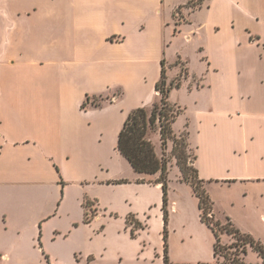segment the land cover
<instances>
[{"label":"crops","instance_id":"0c3cea01","mask_svg":"<svg viewBox=\"0 0 264 264\" xmlns=\"http://www.w3.org/2000/svg\"><path fill=\"white\" fill-rule=\"evenodd\" d=\"M184 2L0 0V241L10 248L1 262L43 253L37 238L65 203L89 224L86 200L100 220L119 188L163 189L160 173L137 172L118 149L129 114L160 98L163 61L167 82L181 76L188 92L183 103L171 99L182 85L169 93L182 108L173 129L186 133L204 186L264 184V0ZM151 138L162 156L160 133ZM213 237L200 256L168 250L169 264H215Z\"/></svg>","mask_w":264,"mask_h":264},{"label":"rangeland","instance_id":"374dc122","mask_svg":"<svg viewBox=\"0 0 264 264\" xmlns=\"http://www.w3.org/2000/svg\"><path fill=\"white\" fill-rule=\"evenodd\" d=\"M172 1L168 0L169 3ZM183 7L177 9L178 18L184 16ZM189 52L194 56L192 50L189 49ZM187 96V89L182 85L171 99L183 103L188 101ZM97 102L102 103V100ZM181 119L183 121L184 118ZM176 143L177 146L169 139L164 145L161 140L162 156L168 160L169 166L174 162L177 164L174 149L177 147L178 152L185 149L190 174L195 176L194 151L185 144L184 136L178 137ZM177 174L178 169L169 170L167 204L163 189L153 186L143 192L126 186L113 192L109 201L99 208L101 219L92 216L89 224L84 223L77 203L70 201L63 204L61 213L48 221L42 236L37 238L43 253L27 250V256L32 254L35 257L32 262L0 261V264H164L165 244L174 256L195 257L210 252L213 232L200 218L199 201L193 196L191 187L180 182ZM205 188L213 202V209L221 217L235 219V222L232 221L235 225L264 244V184L247 187L243 184L221 186L212 183ZM112 207L121 211L112 213ZM130 208L145 225L144 229L137 227L133 219L128 222L127 216L131 213L127 211ZM220 221L223 226L231 227L226 217ZM223 226H220V231ZM132 232L136 233L135 238ZM5 233V230L0 231V240L5 238ZM221 237L223 247L218 256L219 263L255 264L257 254L247 257L252 249L249 243L224 231ZM6 252L10 254V248L0 241V257H4Z\"/></svg>","mask_w":264,"mask_h":264},{"label":"trees","instance_id":"16d2710c","mask_svg":"<svg viewBox=\"0 0 264 264\" xmlns=\"http://www.w3.org/2000/svg\"><path fill=\"white\" fill-rule=\"evenodd\" d=\"M206 0H189L187 6L192 9L202 7ZM179 6L177 9H179ZM177 15V12H176ZM162 77L157 83V90L160 92V98L154 102L152 108L139 107L134 109L126 119L124 126L120 132L118 140V149L121 154L131 163L133 168L139 173L156 174L160 173L159 181L162 182L164 192V202L167 204V194L169 190V162L163 156H160L156 150V146L151 138V134L159 132L161 135L162 144L166 145L167 141L171 139L177 146L178 137L184 136L186 145L188 137L186 133L177 135L174 133L173 123L176 121L178 115L182 112V108L171 103L169 100V93L174 87H180L182 84V77H177L170 83L167 82V75L165 70V62H162ZM90 98L88 97L84 103L87 106ZM95 106L101 105L96 100L92 103ZM174 154L177 157V165L182 173V180L190 183L194 189L195 194L199 198V207L201 210V219L214 232L216 241L214 244V252L216 256L215 264H230L228 262H218L220 250L223 247L221 234L224 233L240 238L246 243H249L254 251H257L262 257V264H264V244L255 239L251 234L243 233L238 229L230 219L227 217L230 228L223 226L220 219L216 218L213 211V202L206 191L204 182L199 178L198 170L195 167V176L190 174V167L187 165V158L185 156V149L178 152L177 147L174 149ZM195 177V178H194ZM86 217L85 221L90 222L91 217L95 215L96 211L90 200H86ZM91 211V213L89 212ZM216 218V219H215ZM134 220L136 226L143 228L144 225L135 217L129 216L128 222ZM215 219V221H214ZM220 226L223 230L220 231ZM136 233L132 232V235ZM245 252V250H244ZM165 263L169 264L168 248L165 244Z\"/></svg>","mask_w":264,"mask_h":264},{"label":"built area","instance_id":"2783aa9c","mask_svg":"<svg viewBox=\"0 0 264 264\" xmlns=\"http://www.w3.org/2000/svg\"><path fill=\"white\" fill-rule=\"evenodd\" d=\"M119 95H114L113 97H112V100H115V99H117V97H118Z\"/></svg>","mask_w":264,"mask_h":264}]
</instances>
